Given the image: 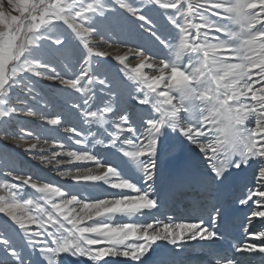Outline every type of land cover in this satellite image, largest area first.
<instances>
[{
  "label": "snow or ice",
  "instance_id": "obj_1",
  "mask_svg": "<svg viewBox=\"0 0 264 264\" xmlns=\"http://www.w3.org/2000/svg\"><path fill=\"white\" fill-rule=\"evenodd\" d=\"M115 2L123 10L119 15L108 0H7L16 13L9 14L0 0V122L21 111L14 100L20 105L44 101L45 107L57 103L51 94L40 95L34 78L66 86L72 90L63 105L67 115L77 113L83 124L97 126L103 140L90 128L87 134L95 144L106 141L109 150L117 149V160L106 161L99 175L91 169L61 175L119 190L111 198L87 199L71 188L38 182L0 157V175L12 178L0 181V214L6 217L0 219V264H66L64 255L91 264H113L106 257L126 258L123 264H174L176 248L201 241L215 245L225 237V192L248 169L254 185L245 184L246 193L236 199L240 205L252 202L242 229L259 243L210 247L209 264H252L256 255L264 256V231L249 232L253 218L264 224V0ZM101 21L115 37L112 43L137 41L136 67L129 66L127 56L115 58L121 65L118 81L102 69L99 58L107 54L91 43ZM150 45L166 49L164 59L149 55ZM61 64L68 70L63 75L57 71ZM125 90L134 101L131 110L119 104ZM138 105L150 108L137 112ZM65 111L47 123L59 125ZM65 130L76 136L85 131ZM173 135L181 145L195 146L199 160L185 162L178 171L206 198L207 219L110 222L116 215L151 219L165 206L171 185L161 181L159 161L163 140ZM66 155L69 163L95 161L104 167L87 149ZM158 241L174 248H160Z\"/></svg>",
  "mask_w": 264,
  "mask_h": 264
},
{
  "label": "rangeland",
  "instance_id": "obj_2",
  "mask_svg": "<svg viewBox=\"0 0 264 264\" xmlns=\"http://www.w3.org/2000/svg\"><path fill=\"white\" fill-rule=\"evenodd\" d=\"M131 2L136 3L138 2V0H131ZM108 3L112 8L117 10V15L123 12L122 9H119L115 0H108ZM3 10L9 14H16L8 6L7 0H4ZM150 14L157 17L158 20L160 19L158 13L152 12ZM114 18V16L109 17V19ZM114 38L115 37H113L112 34L108 31L106 22L101 21L100 32L99 34H93V36L91 37V43L95 47H97L98 50L107 54L105 57L99 58L102 65V69L113 80L118 81V72L121 65H119V61L115 58L117 56H127L128 64L130 67H136L140 63V58L136 56L134 51V45L135 43H137V41H135L134 39L129 40L127 45H122L118 42L112 43L111 41ZM166 51V49H162V46L157 47L156 45H150V51L148 54H157L158 59H164ZM57 71H60L63 75L68 70L64 69L63 65L61 64L57 67ZM145 71L149 75L159 74L153 72L151 69H145ZM68 74L70 75L71 73L69 72ZM34 81L35 87L41 96H48L49 94H51L55 97L57 103L55 105L49 103L47 104V107H45L44 101H39L35 104L30 102L26 105H20L14 100L13 106L20 107L21 111L16 113L10 120L0 122V157L8 159L15 166L16 169L23 170V172L29 173L33 175V177L38 178V182H49L54 186L56 185L55 183H64V188L71 189H73L74 187L76 188L77 185H84L85 183H100L99 181L77 182L69 177H57V175L55 174L59 170L56 171L57 167L52 164H55L56 160H58L59 158L57 159V157H55V159H53V154L57 152V149L59 147H65L67 152H82L83 150L87 149L91 154L97 155V158L99 160L102 159L104 161H116L117 158L113 159L112 156L106 155V141L103 145L95 144V139H104V136L98 134L97 127H94L95 125L83 124L82 120L77 119V113H73L70 116L67 115L66 111L63 109V105L64 102L68 100V95L72 91L71 89L66 88V86L59 85L58 82L48 80L46 77L34 78ZM133 95L135 96L136 94L133 93ZM21 98H24L23 94H21ZM133 103L134 101L127 95L126 90L123 91L119 96V104H123V106L132 108ZM28 107H33L34 111H27ZM68 107H71V101H69ZM61 111H65V115L61 118V123L59 125H50L47 123L48 119L53 118V114L60 113ZM73 127H76L78 131H80L82 127L85 131H81L80 136H76L75 133L68 132L65 130ZM89 128L91 129L92 133H97L95 135V139L92 135L87 134V130ZM21 129L30 131L32 135L29 136L26 133H22ZM77 139L84 141V143L76 144L75 141ZM167 142H169V138H167ZM33 144L36 145L35 148L31 147V145ZM181 147L186 148V145H182ZM177 153V150L170 152L169 155H167V163H169V158L171 156L174 157L175 155H177ZM43 157H49V159L43 160ZM70 159L71 158H69L67 155L64 158H61L62 161L67 162ZM49 160H52V163H47V161ZM104 161H101V164L105 165L106 163H104ZM86 163L87 161L72 160L70 163L68 162L65 168L63 170L61 169V171H70L73 173L77 172L78 170L83 174L82 171L89 168L85 166ZM5 179L11 181L12 178L0 175V181H3ZM27 191L29 193H34V190L32 189H28ZM3 194V190H0V195ZM0 219H6V217H4L3 214H0ZM64 256L66 257L68 255ZM33 258L35 259V257ZM81 263L83 264L84 262Z\"/></svg>",
  "mask_w": 264,
  "mask_h": 264
},
{
  "label": "bare ground",
  "instance_id": "obj_3",
  "mask_svg": "<svg viewBox=\"0 0 264 264\" xmlns=\"http://www.w3.org/2000/svg\"><path fill=\"white\" fill-rule=\"evenodd\" d=\"M120 105L123 106V104ZM128 108L129 110L132 109L131 107ZM141 108L149 109L150 106L138 105L136 107V111L139 112ZM181 146L182 145L180 143L175 141L174 135L173 137L169 138V142H167V139L163 140L162 155L159 161L160 176L162 182H168L171 185L170 195L167 199L165 206L162 207L159 210V212H155V210H152L153 212H155V216L151 219L145 218L143 216H134L128 218L121 215H116L111 218L110 222L112 223H122V222L131 223L136 221L153 222V220L155 219L168 222L169 218L177 222L181 220L192 222L197 216H204V218L207 219L206 212L203 210L204 207L208 204L206 198L202 194L198 195L194 186L186 185L183 181L184 174L181 171H178L181 165H183L185 162H187L189 165H192L194 161L199 160V157H197L195 152L193 151V148H195V146L189 147L188 145H186V148ZM105 149L107 151L106 155L112 156L113 159L117 158L116 156L117 149L109 150L108 147H106ZM175 150L178 151L177 155H175L174 157L171 156L169 158V163H167V155H169L170 152ZM56 153H59V155L56 156L57 159L59 158L58 160L62 161L61 158L66 157L67 151L65 147H59ZM43 158H44L43 160L49 159V157H43ZM101 161L104 160L101 159L100 162ZM105 162L106 161H104V163ZM67 164H68L67 161H62V163L59 164L57 163L52 164L55 167H57L56 171L59 170L58 172L55 173L57 177H62V178L69 177L72 179L71 176L61 175V173H63L61 169L63 170ZM85 166L89 168L82 171L83 174H86L87 170L91 169L92 174L99 175L106 170L107 164H105L104 167H100L96 164L95 161H87ZM76 173L77 172H73L74 175ZM99 182L100 183H85L84 185L81 186L77 185V187L76 188L74 187L72 190H74V192H79L82 197L87 199L111 198L115 193L119 191V190L111 189L108 185L103 184L102 181ZM55 184H56L55 186H61V187L64 186V183H55ZM245 184H248L249 187H252L254 185V181L252 180L251 169H248L245 172H240L237 179L229 185L228 189L225 192V198L227 200V208H228L227 234L237 236L241 242L259 243V241L253 240L250 238V236L246 235L242 229V226L244 224H247V218L250 215V209L253 207L251 201L249 202L248 205H240L238 200L236 199V197L240 196L242 190L246 193L247 189L244 188ZM124 191L130 192V190H124ZM253 199H257V197H254ZM208 210H210V207L208 208ZM260 210H264V208H261ZM260 219L261 218L258 217L253 218V223L252 225L249 226V232L264 231V224L260 223ZM33 227L35 226L33 225ZM134 242H140V241H133V240L128 241V243H134ZM157 245H159L160 248H164V249L174 248V246L169 245L167 244V242L164 241H158ZM102 246L104 245H99L98 247H102ZM153 247H156V245H154ZM210 247H214L217 250L227 249L226 246L223 244L222 239L218 240L215 245H211L210 242H204V241H201L199 243L190 242V244L184 250L176 248L175 252L172 253L173 262L174 264H209ZM157 250L159 251V248ZM63 259L65 260L66 264H82L81 262H84L83 264H91L90 261H87V258H73L70 255H68L66 257L64 256ZM105 259L113 261V264H123V261L126 258L106 257ZM262 261H264V256L256 255L252 260V264H261Z\"/></svg>",
  "mask_w": 264,
  "mask_h": 264
}]
</instances>
